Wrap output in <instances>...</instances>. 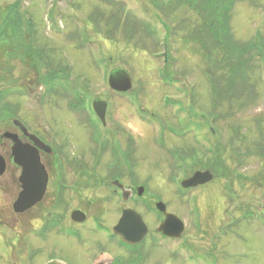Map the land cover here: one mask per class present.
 Instances as JSON below:
<instances>
[{"label":"rangeland","instance_id":"374dc122","mask_svg":"<svg viewBox=\"0 0 264 264\" xmlns=\"http://www.w3.org/2000/svg\"><path fill=\"white\" fill-rule=\"evenodd\" d=\"M16 2L20 21L14 27L22 35L14 30L7 43L0 41V121L13 118L41 133L55 130L84 146L91 132L85 118L93 115L86 110L102 99L107 115L129 125L142 146L133 182L144 184L150 211L140 204L132 209L152 227L153 203L162 202L183 221L184 240L195 247L183 256L153 251L151 262L264 264V58L254 51L243 55L246 82L232 78L230 91L221 86L222 74L230 80L227 69L209 79L222 53L213 55V66L203 56L208 43L201 17L186 7L161 0L158 16L148 0H0V27ZM233 2L232 42L264 44V0ZM116 69L132 80L123 99L107 87ZM218 80L229 98L214 95L211 81ZM198 160L213 166L217 178L201 190H182L180 174ZM196 197L199 208L192 206ZM10 215L4 217L8 226H0V254L17 241Z\"/></svg>","mask_w":264,"mask_h":264},{"label":"flooded vegetation","instance_id":"af4514ba","mask_svg":"<svg viewBox=\"0 0 264 264\" xmlns=\"http://www.w3.org/2000/svg\"><path fill=\"white\" fill-rule=\"evenodd\" d=\"M111 92L119 99L130 94ZM86 111L93 115L85 118L84 123L91 132L90 140L84 146L55 130L41 133L16 119H1L0 158L4 171L0 175V226H8L4 217L7 212H12V233L17 236V241L6 248L7 254H0V264H160V259L151 262V252L165 250L179 256L195 252V247L191 249L192 243L184 240L185 225L181 236L171 240L157 231L163 215L156 211L151 214L152 227L143 221L147 234L140 243L125 244L112 233L123 212L134 210L133 204L136 207L140 204L150 211L144 184L133 182V178L137 180L136 175L140 174L142 159L138 153L142 146L137 147V135L134 137L129 125L108 116L107 110L104 124L92 107ZM11 136L23 145L25 152L36 155L38 165L42 167V172L34 171V167L27 180L34 204L22 213L13 210L25 184L21 180L22 167L12 156ZM195 162L188 163L190 169H184L181 174L178 172L181 168L176 166L174 173L182 175L184 180L196 172H214L213 166H203L199 160L195 165ZM218 168L220 172L224 169L222 163ZM214 173H211L212 181L217 178ZM35 174L41 176L40 182ZM206 185L189 191L201 190ZM41 186L44 192L36 200L34 194ZM139 189H142L141 195ZM192 206L200 207L197 197ZM199 217L197 215V219ZM202 227L197 231L203 230Z\"/></svg>","mask_w":264,"mask_h":264},{"label":"trees","instance_id":"16d2710c","mask_svg":"<svg viewBox=\"0 0 264 264\" xmlns=\"http://www.w3.org/2000/svg\"><path fill=\"white\" fill-rule=\"evenodd\" d=\"M151 5H153L154 10L157 11V15L161 16L160 13L163 14V4L160 3L161 0H148ZM165 3H172L176 5V8L186 7L187 9L193 11L198 16L201 17V29L206 35V41L208 43L206 53H203V56L206 57L208 61H211L213 55L217 52L222 53V60L219 66H215L214 69H210L208 74L210 80H214L212 77H215V71L218 70H226L229 72L230 80L227 81L224 74H222V81L225 78V82L221 84V86H226L232 91V78L239 79V84L243 85L246 82V71L249 69L247 64L244 62L245 56L247 52L254 51L255 55H259L260 57L264 58L263 48L264 44L259 41L258 43L254 42L249 45H237L236 43L232 42L230 27H229V16L231 8L235 4L233 0H162ZM17 2L10 7L8 11V15L6 17L3 16L2 24L3 26L0 27V41L3 43H7V38L11 37L12 31H18L19 35H22V28L21 27H14L20 21V17L17 11ZM13 14V18H11ZM145 29V28H144ZM200 29V30H201ZM17 32V33H18ZM7 37V38H6ZM6 38V39H5ZM206 49V48H205ZM243 57V58H242ZM33 59V57L31 56ZM231 58H235L236 61L234 64L231 63ZM242 58V59H241ZM204 59V58H203ZM241 59V60H240ZM244 60V61H243ZM212 66L215 65L216 61L213 60ZM210 62V63H211ZM34 65V61H32ZM56 75L54 73L49 75V78H46L48 83L54 81ZM217 78V77H216ZM220 79V78H218ZM221 81V82H222ZM220 80L211 81L213 93L217 97L225 96V98H229V95L225 94V90L223 87L219 86ZM249 101V100H248ZM247 103V101H246ZM214 152V157L218 159L217 154L220 153V147H216Z\"/></svg>","mask_w":264,"mask_h":264},{"label":"water","instance_id":"95a60500","mask_svg":"<svg viewBox=\"0 0 264 264\" xmlns=\"http://www.w3.org/2000/svg\"><path fill=\"white\" fill-rule=\"evenodd\" d=\"M109 88L118 93H126L132 88V81L130 76L125 70L116 69L109 73L107 80ZM107 104L103 100H95L92 104V111L99 118L101 123H105V112ZM19 124L18 122H15ZM13 141L12 146V156L15 157L16 162L22 167L21 180L25 184L23 185V192L20 194L19 200L13 206V210L16 213H22L28 208H30L34 202L31 200V193L29 187L27 186V180L31 177L33 168L35 167L36 172H42V167L38 162V158L24 151L23 145L19 144L17 140L11 136ZM33 139H35L33 137ZM4 171V166L2 159L0 158V175ZM40 175L35 174L37 182H40ZM213 179L212 174L209 171L206 172H196L191 177L183 180L180 183L182 189H191L205 185ZM44 192V187L41 186L39 190L37 189L36 200H38ZM142 194V189H139V195ZM32 201V202H31ZM155 209L164 216L163 221L159 225L157 231L161 233L164 237L175 239L179 238L183 233L184 225L183 222L173 214L166 213V207L162 202H157L155 204ZM123 243L128 245H135L142 241L147 234V227L140 215H138L134 210L124 211L119 222L114 227L113 232ZM57 264V263H50Z\"/></svg>","mask_w":264,"mask_h":264}]
</instances>
